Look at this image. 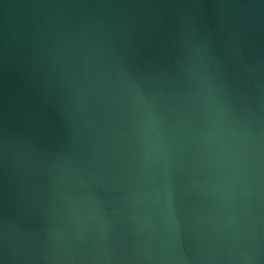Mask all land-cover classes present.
<instances>
[{"label":"water","instance_id":"95a60500","mask_svg":"<svg viewBox=\"0 0 264 264\" xmlns=\"http://www.w3.org/2000/svg\"><path fill=\"white\" fill-rule=\"evenodd\" d=\"M0 264H264V0H0Z\"/></svg>","mask_w":264,"mask_h":264}]
</instances>
